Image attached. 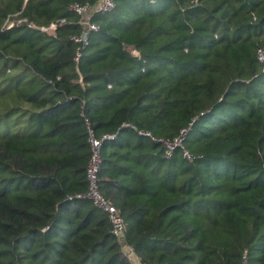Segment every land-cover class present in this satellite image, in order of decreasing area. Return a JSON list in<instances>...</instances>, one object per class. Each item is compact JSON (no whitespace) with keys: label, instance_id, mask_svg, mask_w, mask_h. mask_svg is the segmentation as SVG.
<instances>
[{"label":"trees","instance_id":"trees-1","mask_svg":"<svg viewBox=\"0 0 264 264\" xmlns=\"http://www.w3.org/2000/svg\"><path fill=\"white\" fill-rule=\"evenodd\" d=\"M97 1L0 0V264H129L83 198L87 127L143 262L264 264V0H116L75 62L69 6Z\"/></svg>","mask_w":264,"mask_h":264},{"label":"built area","instance_id":"built-area-1","mask_svg":"<svg viewBox=\"0 0 264 264\" xmlns=\"http://www.w3.org/2000/svg\"><path fill=\"white\" fill-rule=\"evenodd\" d=\"M116 0H98L95 4H79L74 3L69 6V10L75 14L78 18V24L82 27L81 34L79 36H73L71 40L77 46L75 53V62H78L82 51L89 44V37L93 32L98 31V26L91 22V18L95 13H110L115 9ZM67 21L65 19L58 20L50 23L47 27L39 29L40 32L53 33L58 27L65 25ZM264 54H259V59L263 60ZM187 130L184 129L179 133V136L172 141H159L166 150V157L169 158L176 148L182 149L183 157L192 161V158L188 152L183 148L182 143L186 136ZM88 145H89V161L87 164L85 178L87 182V191L83 198L90 201L97 209L106 214L108 222L111 226V234L115 237L120 252L129 264H150L143 262L134 252L133 248L124 242L125 240V224L120 211L110 203L104 195L100 192L98 184V173L101 164V146L102 139L95 138L92 130L87 127ZM149 136V134H146ZM240 264L247 263V254L241 257Z\"/></svg>","mask_w":264,"mask_h":264},{"label":"rangeland","instance_id":"rangeland-1","mask_svg":"<svg viewBox=\"0 0 264 264\" xmlns=\"http://www.w3.org/2000/svg\"><path fill=\"white\" fill-rule=\"evenodd\" d=\"M240 262H241V258L238 260V264H240ZM247 263L248 264H253V262L250 260V256L248 258V254H247Z\"/></svg>","mask_w":264,"mask_h":264},{"label":"water","instance_id":"water-1","mask_svg":"<svg viewBox=\"0 0 264 264\" xmlns=\"http://www.w3.org/2000/svg\"><path fill=\"white\" fill-rule=\"evenodd\" d=\"M39 30V28H37Z\"/></svg>","mask_w":264,"mask_h":264}]
</instances>
